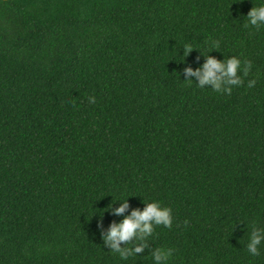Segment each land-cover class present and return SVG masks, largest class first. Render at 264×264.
Returning a JSON list of instances; mask_svg holds the SVG:
<instances>
[{"label": "trees", "instance_id": "obj_1", "mask_svg": "<svg viewBox=\"0 0 264 264\" xmlns=\"http://www.w3.org/2000/svg\"><path fill=\"white\" fill-rule=\"evenodd\" d=\"M260 3L0 0V264H264ZM208 57L242 84L198 87ZM152 201L170 226L121 259L110 225Z\"/></svg>", "mask_w": 264, "mask_h": 264}, {"label": "clouds", "instance_id": "obj_2", "mask_svg": "<svg viewBox=\"0 0 264 264\" xmlns=\"http://www.w3.org/2000/svg\"><path fill=\"white\" fill-rule=\"evenodd\" d=\"M248 23L257 25L258 22L264 23V0H261L259 6L253 7L247 13ZM215 47V45H214ZM191 46L185 47V52L189 51ZM240 69L246 72V69H241V62L236 58L227 59L224 61H217L212 57H208L201 68L193 71L192 69H185L186 75L195 76L198 80V87L206 84H211L212 90L216 92L231 93L232 88L226 85L240 86L242 80L234 78L236 71ZM191 83V81H187ZM255 80H248L247 86L252 87ZM93 97H89V103H94ZM126 203L116 208L115 214H120L124 211ZM171 209L168 207H161L159 201H152L146 203L143 210L133 209L130 215L124 217L119 223L111 224L106 236L104 237L105 243L110 248L119 253L121 259H126L134 253H139L143 250L144 244H137L135 247L129 248L127 245L120 246V242L143 241L144 237L148 236L153 231V225L163 224L165 227L170 226ZM259 235H252L249 243L247 244V251L252 256L258 254L257 245L260 242ZM167 255L164 250L156 249L153 252L152 260L156 264H160L162 259Z\"/></svg>", "mask_w": 264, "mask_h": 264}]
</instances>
